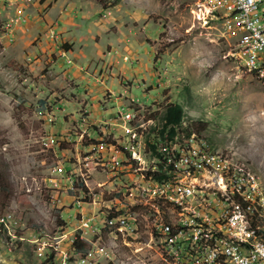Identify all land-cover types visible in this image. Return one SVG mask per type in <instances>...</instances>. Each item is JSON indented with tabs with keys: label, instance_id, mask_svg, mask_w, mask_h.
Returning a JSON list of instances; mask_svg holds the SVG:
<instances>
[{
	"label": "rangeland",
	"instance_id": "rangeland-1",
	"mask_svg": "<svg viewBox=\"0 0 264 264\" xmlns=\"http://www.w3.org/2000/svg\"><path fill=\"white\" fill-rule=\"evenodd\" d=\"M209 1L0 0V264H41L52 252L61 264L50 243L64 234L69 264L80 260L77 235L87 242L85 264H167L156 213L135 194L141 176L126 162L112 171L97 139L107 132L87 117L111 101L116 112L137 113L147 167L167 139L194 136L214 152H235L264 186V81L232 53L238 31L229 33ZM52 30L54 46L37 54ZM178 106L179 121H169ZM48 133L59 142L44 145ZM82 214L99 218L98 234L80 228ZM129 214L132 231L104 225L107 215Z\"/></svg>",
	"mask_w": 264,
	"mask_h": 264
},
{
	"label": "built area",
	"instance_id": "built-area-1",
	"mask_svg": "<svg viewBox=\"0 0 264 264\" xmlns=\"http://www.w3.org/2000/svg\"><path fill=\"white\" fill-rule=\"evenodd\" d=\"M210 1H215V9L211 10H219L221 17L226 18L229 24V33L231 30H238V39H236L235 50L232 53L237 56L243 67H245V63H252L253 72L258 76V69H264V0ZM47 37L54 39L57 37V33L55 30L49 31ZM27 58L30 60L32 55ZM260 79L264 81V78ZM135 115L136 113L132 110L118 109L116 118H114L115 125L120 128L119 135L124 138L121 139L119 135H116V138L113 139L109 138L110 129L107 127V134H100L97 139L100 148L107 150L106 153H110L102 159L109 158L112 168H116L115 174L119 173V168H123L120 167L121 165L125 166L124 162L132 164L134 173L129 175L133 177L134 175L141 176L142 190H144L145 178L143 171L140 170L141 148L139 145H126V138L132 137L133 134V128L129 127V119ZM82 120L86 121L87 119L83 117ZM119 120L120 122H118ZM104 138H107L108 141ZM58 142L59 137L53 133H48L42 137V143L46 146H53ZM119 151H127V158H119ZM176 154H184L183 167H176ZM208 163L224 164V171H229L231 186L222 185L224 193H228L229 189L243 191V199L240 200L255 197L258 202H262L264 205V186L257 184L256 178L242 179L232 176L231 165L233 164L221 162V155L204 146L201 140L191 138V136L186 138L176 136L167 139L157 147L149 167L154 170L153 187H156V199L151 201L156 203L158 198H165L168 201V206H175L180 210V214H183L184 231L176 232L175 228L174 230H167L166 226L159 231L162 232V238H176L179 241V253H175L176 255L200 257V262L203 263V258L211 250H218L219 248L214 247V242L208 245L185 246V238L208 230H224L226 232L228 227H239L241 233H247V240H243L244 251L242 257L238 260H230L228 264H264V228L254 226L253 221H249L248 227H241L239 216H247V214H244L243 209L240 208V200H234V204L231 205H223L222 198H215L210 193H198L189 190L188 183H181V173L208 170ZM53 170L66 179L67 172H63L61 166L54 165ZM72 174L74 173L68 174L67 180L71 186H75V175ZM51 181L54 190L62 188L58 178H52ZM129 187L130 184L125 186V193L128 192ZM186 194H193V201H186ZM54 196L59 199L58 195ZM78 203L80 205L82 202L79 201ZM150 213L157 214V208L156 212ZM108 218L107 215L103 220L106 226ZM98 219L95 215L86 216L82 214L79 219L80 228L96 235L100 232L98 225L94 223ZM126 225L131 230V223ZM65 237H67V234L59 237L55 244L50 243V246L54 247L55 253L66 254V264H69V253L61 246V242ZM74 240L71 239V246H73V251L80 256L77 264H85L88 254L78 251L74 246ZM168 251L172 252L169 247Z\"/></svg>",
	"mask_w": 264,
	"mask_h": 264
},
{
	"label": "bare ground",
	"instance_id": "bare-ground-1",
	"mask_svg": "<svg viewBox=\"0 0 264 264\" xmlns=\"http://www.w3.org/2000/svg\"><path fill=\"white\" fill-rule=\"evenodd\" d=\"M209 2L211 3L210 7L215 9V1ZM226 24L229 27L227 20ZM245 67L253 72L252 63H245ZM258 77L264 78V69H258ZM136 115L129 119V127L133 128V134L132 137H127L128 143L126 145H139L142 151L140 170L143 171L145 178V189L142 190L141 182L134 187L136 188L135 194L139 202L144 204V206L150 205L154 212H156L157 208L154 228L159 241L158 249L162 259L167 264H228L230 260H238V258L242 257L244 251L243 240H247V233H241L239 227H228L226 232L224 230H208L204 231V233H197V235L185 238V246L208 245L214 242V247L219 248L218 250H211L210 253L203 258V263L200 262V257L176 255L175 253H179V241L176 238H162V232L159 231L166 226L167 230H174L175 228L176 232L184 231L183 214H180V210L175 208V206H168V201L165 198H158L156 203L151 201L156 199V187H153L154 170L150 168L152 171V173H150L149 167L151 165L147 167L149 162L142 141V132L140 131L143 124H132V121L138 116ZM105 131L107 132V129ZM111 133L112 132L109 134ZM191 138H194V136ZM214 153L221 155V162L233 164L231 165L232 176L242 179L256 178L257 184H260V178L255 170L251 168L249 163L237 158L235 152L218 151ZM183 162L184 154H176V167H183ZM181 183H188L189 190H194L198 193H210L215 198H222L223 205H231L234 204V200L243 199V191L229 189L228 193H224L222 185L231 186L230 174L229 171H224V164L208 163V170L181 173ZM186 201H193V194H186ZM240 208L243 209L244 214H247V216H239L241 227H248L249 221H253L254 226L264 228V205L262 202H258L255 197H248V200H240ZM0 220L4 222L5 219L1 218ZM130 223V231H132L136 228L137 218L131 214L128 216L111 217L107 221L108 226L118 224V229H125L127 231H129V227L126 224ZM4 224L6 223L4 222ZM168 247L172 252L168 251ZM62 257L63 261L61 264H66V254H62Z\"/></svg>",
	"mask_w": 264,
	"mask_h": 264
},
{
	"label": "crops",
	"instance_id": "crops-1",
	"mask_svg": "<svg viewBox=\"0 0 264 264\" xmlns=\"http://www.w3.org/2000/svg\"><path fill=\"white\" fill-rule=\"evenodd\" d=\"M48 44L50 46L51 45L54 46V43H53L52 39H50V38L47 37L46 40L43 39V41L39 44V47L36 46V51L35 52L37 54H39L41 52H43V53L46 52L45 45H48ZM55 46H56V44H55ZM50 48H52V47H50ZM52 52H54V51L52 50ZM35 56L36 55H34V58H35ZM75 71H76V69H73V72H75ZM113 104H114V101L113 102L111 101L108 104V108L106 110H102L99 107L90 108L89 109L90 114L87 117H89L90 123L92 122L91 124H96L97 126L100 127V130H103V131L106 130L104 128V124L107 125V124H110L111 123L112 126L111 127L108 126V128L110 129L109 130V133L110 132H113V133H116L117 135H119L121 130H120V128H118L115 125L116 122L114 120V117L111 116L113 114V112H116V110H117V107H114L115 105H113ZM115 115H116V113H115ZM110 117L112 118V120H110ZM110 121H114L115 123L114 122H110ZM98 135H100V132H99ZM126 140L128 141L127 138H126ZM125 154H126L125 152L119 151V158H126V155ZM121 156H123V157H121ZM129 165H131V164H129ZM114 170L115 169H112V171H114Z\"/></svg>",
	"mask_w": 264,
	"mask_h": 264
},
{
	"label": "trees",
	"instance_id": "trees-1",
	"mask_svg": "<svg viewBox=\"0 0 264 264\" xmlns=\"http://www.w3.org/2000/svg\"><path fill=\"white\" fill-rule=\"evenodd\" d=\"M173 110L170 112V116L168 117L169 121L177 122L180 119L181 109L178 106L176 109L172 108ZM74 246L75 248L80 252H86L87 242L85 239H82L79 235L76 236L74 240ZM41 264H58L56 262V256L55 254L49 253L47 257L43 260Z\"/></svg>",
	"mask_w": 264,
	"mask_h": 264
}]
</instances>
